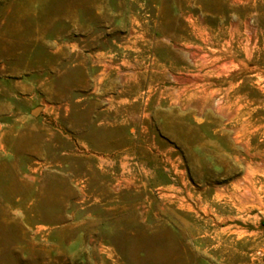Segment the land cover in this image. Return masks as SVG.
<instances>
[{
    "label": "rangeland",
    "instance_id": "1",
    "mask_svg": "<svg viewBox=\"0 0 264 264\" xmlns=\"http://www.w3.org/2000/svg\"><path fill=\"white\" fill-rule=\"evenodd\" d=\"M0 264H264V0H0Z\"/></svg>",
    "mask_w": 264,
    "mask_h": 264
},
{
    "label": "water",
    "instance_id": "2",
    "mask_svg": "<svg viewBox=\"0 0 264 264\" xmlns=\"http://www.w3.org/2000/svg\"><path fill=\"white\" fill-rule=\"evenodd\" d=\"M37 112V111H36Z\"/></svg>",
    "mask_w": 264,
    "mask_h": 264
}]
</instances>
